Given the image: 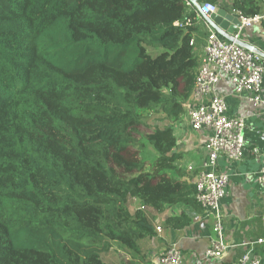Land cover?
<instances>
[{"label": "trees", "instance_id": "trees-1", "mask_svg": "<svg viewBox=\"0 0 264 264\" xmlns=\"http://www.w3.org/2000/svg\"><path fill=\"white\" fill-rule=\"evenodd\" d=\"M262 3L232 9L254 16ZM194 6L0 0V264H114L113 241L152 264L158 215L202 210L174 128L209 37ZM159 111L168 121L152 125ZM192 221L183 211L162 226Z\"/></svg>", "mask_w": 264, "mask_h": 264}, {"label": "built area", "instance_id": "built-area-1", "mask_svg": "<svg viewBox=\"0 0 264 264\" xmlns=\"http://www.w3.org/2000/svg\"><path fill=\"white\" fill-rule=\"evenodd\" d=\"M188 5H193L188 1ZM196 18L202 19L213 13L218 4L208 2L194 6ZM241 20L242 26L233 34L222 37L213 29H209V37L200 55L197 75L190 100L186 103L188 120L193 130L203 128L210 130L207 139L209 154L195 179L196 199L202 208L214 219L213 236L203 253L193 264H204L210 259L221 258L231 247L225 237V223L221 201L227 194L229 176L219 169V159L224 156L228 160H239L245 155L246 120L240 116L228 115V104L224 96L216 93L223 75L229 76L238 93L248 91L249 100L264 110V56L257 49H248L240 41L243 27H251L259 23L264 14L247 16L240 10H234ZM192 19L178 21L176 26H189ZM194 41H191L193 45ZM258 179L264 191V158ZM161 228L158 227V230ZM264 239L254 242H243V255L239 264H263L262 255L257 246H262ZM181 247L170 244L160 260V264H184Z\"/></svg>", "mask_w": 264, "mask_h": 264}, {"label": "crops", "instance_id": "crops-1", "mask_svg": "<svg viewBox=\"0 0 264 264\" xmlns=\"http://www.w3.org/2000/svg\"><path fill=\"white\" fill-rule=\"evenodd\" d=\"M217 4L234 13L232 0L228 5H224L222 0ZM261 13L264 14V3H262ZM199 23L206 30H215L206 18L199 19ZM237 30L238 28L235 31ZM219 35L227 37L231 34L219 33ZM240 41L248 49H257L264 56V18L251 27H243ZM216 93L225 97L228 104V115L240 116L246 120V145L242 159L228 160L224 156L219 159V169L229 176L227 194L221 201V207L226 226L225 237L231 247L221 258L210 259L204 264H239V258L244 253L241 244L247 241L254 242L260 238L264 239V191L258 179L264 158V110L262 106L249 100L250 92H236L233 82L227 75L221 77ZM174 128L177 135V149L183 154L177 165L183 171L194 174L195 181L202 161L209 154L206 145L210 130L208 128L193 130L186 108L182 118L174 124ZM183 211L192 217L191 225L183 232L173 230L166 232L162 226L165 219ZM213 223V216L203 208L201 211H195L181 204L168 207L157 217V226L161 229L158 230L160 233L157 239L151 243L154 244L152 248L155 252L156 250L164 252L167 248L163 244L176 243L183 249L184 264H193L206 251L210 237L214 235ZM257 248L264 264V244ZM150 259L152 261V256Z\"/></svg>", "mask_w": 264, "mask_h": 264}, {"label": "rangeland", "instance_id": "rangeland-1", "mask_svg": "<svg viewBox=\"0 0 264 264\" xmlns=\"http://www.w3.org/2000/svg\"><path fill=\"white\" fill-rule=\"evenodd\" d=\"M224 5H228L231 0H222ZM168 121L167 114L163 111L154 112L149 117V122L152 125H165ZM147 146L145 148V156L147 159H153L157 153L153 150L152 146L146 143ZM133 209V207H132ZM157 253V254H156ZM164 252H160L159 250L154 251L153 248H150L149 252L145 257V261H151L150 257L152 256V263L158 264L163 256ZM104 259L107 262L114 263V264H144V260L140 258V256H135L131 253L125 246L120 244L119 242L113 241V249L110 250L108 253L103 255Z\"/></svg>", "mask_w": 264, "mask_h": 264}, {"label": "water", "instance_id": "water-1", "mask_svg": "<svg viewBox=\"0 0 264 264\" xmlns=\"http://www.w3.org/2000/svg\"><path fill=\"white\" fill-rule=\"evenodd\" d=\"M188 1L196 6L200 5L197 0ZM205 18L209 25L222 35L226 33L233 34L237 28L242 26L241 20L236 14L221 6L215 12L206 15Z\"/></svg>", "mask_w": 264, "mask_h": 264}]
</instances>
